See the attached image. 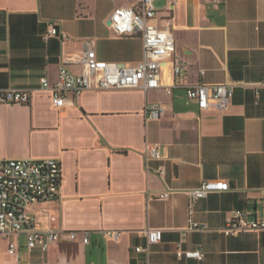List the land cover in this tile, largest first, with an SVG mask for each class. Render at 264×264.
I'll return each instance as SVG.
<instances>
[{
    "label": "crops",
    "instance_id": "crops-1",
    "mask_svg": "<svg viewBox=\"0 0 264 264\" xmlns=\"http://www.w3.org/2000/svg\"><path fill=\"white\" fill-rule=\"evenodd\" d=\"M151 22L162 26L171 0H152ZM139 0H0V89H28V104H0V159H57L59 197L30 205L42 230L78 232V239L28 251L23 235L0 236V264H264V230L225 236L233 211L264 219V0H177L172 11L175 52L164 61L161 87L143 91L86 90L74 104L53 107L40 87L54 83L62 58L93 47L99 61L135 66L137 35L117 36L108 18ZM49 24L58 36L44 40ZM181 67L173 82L171 62ZM73 73L78 63L66 64ZM202 72V73H201ZM229 84L225 110L200 111L186 97L195 84ZM163 107L156 120L145 109ZM160 155H146L147 146ZM225 181L192 205L207 225L187 232L183 250L200 247L201 261L178 259L176 244L189 218L187 190ZM168 192L166 199L158 196ZM160 229L147 247L145 230ZM81 232L89 242H81ZM118 232L113 239L106 233ZM16 255L7 252L9 243Z\"/></svg>",
    "mask_w": 264,
    "mask_h": 264
},
{
    "label": "built area",
    "instance_id": "built-area-1",
    "mask_svg": "<svg viewBox=\"0 0 264 264\" xmlns=\"http://www.w3.org/2000/svg\"><path fill=\"white\" fill-rule=\"evenodd\" d=\"M177 0H171L167 11L162 17V26H156L151 21L156 18L157 11L152 0H139L135 7H118L108 18L109 27L117 36L137 35L142 41V58L135 66H122L114 63L99 61L89 42L85 43V51L76 58H62L58 76L54 83L46 78L40 80V87L50 93L54 108L61 109L74 104L76 96L86 90H131L143 91L161 87V69L164 61L171 58L175 52V42L172 28V11ZM221 2L222 0H211ZM54 24H49L43 33L44 40L58 36ZM81 65L79 73L70 71L66 64ZM172 77L180 78L181 67L171 62ZM202 73V72H201ZM264 84V80H263ZM233 95L229 84H195L186 89L188 100L196 103L200 111L210 109L225 110ZM31 91L28 89H0V104H28ZM163 112V107L154 104L145 109L148 120H156ZM146 155L159 160L160 155L156 146H147ZM62 181L61 165L53 158L42 159H0V236L7 239L11 235H23L26 249H39L46 252L49 246L59 242H71L78 239V232H59L57 230H42L34 217L28 214L27 208L34 204H43L56 200L60 194ZM229 190L225 181H203L194 189L187 190L189 218L181 230V238L176 244L175 255L178 259H193L201 261L204 253L200 247L194 250H183L187 232H204L207 225L195 222L191 217L192 205L210 193ZM168 192L159 195L166 199ZM264 230V219L250 218L243 210H236L227 218L221 232L225 236H236L247 231ZM147 247H137L136 252L149 253V245L158 244L161 240L160 229L145 230ZM117 239L119 233H106ZM81 242H89V233L81 232ZM18 246L9 243L7 252L16 255Z\"/></svg>",
    "mask_w": 264,
    "mask_h": 264
}]
</instances>
